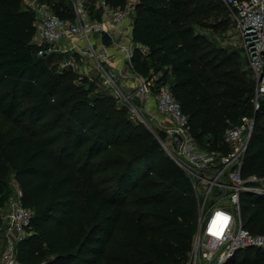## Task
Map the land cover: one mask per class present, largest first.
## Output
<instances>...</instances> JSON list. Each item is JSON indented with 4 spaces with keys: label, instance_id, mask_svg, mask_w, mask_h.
Here are the masks:
<instances>
[{
    "label": "trees",
    "instance_id": "trees-1",
    "mask_svg": "<svg viewBox=\"0 0 264 264\" xmlns=\"http://www.w3.org/2000/svg\"><path fill=\"white\" fill-rule=\"evenodd\" d=\"M39 1L63 19L73 18L62 0ZM106 1L114 8L126 3ZM212 1L139 0L134 66L144 77L162 72L155 88L169 85L191 134L209 151L226 152L227 127L254 117L241 175L264 178V101L254 113L250 71L192 34L190 24L197 22L192 16L215 12ZM16 5L0 0V8ZM33 21L27 14L0 20V115L25 126L28 137L25 168L18 175L30 174L54 188L52 202L39 211L22 190V204L35 217L19 259L51 254L47 264H186L198 215L188 178L170 159L173 167L155 162L164 158L157 137L134 125L124 107L116 109L108 91L90 99L92 84L75 83L76 73L49 67L47 57L37 56L30 43ZM5 150L0 145V175ZM5 203L0 192V209ZM240 214L251 233H264V194L241 193ZM1 229L0 215V235ZM225 264H264V249L238 251Z\"/></svg>",
    "mask_w": 264,
    "mask_h": 264
},
{
    "label": "built area",
    "instance_id": "built-area-1",
    "mask_svg": "<svg viewBox=\"0 0 264 264\" xmlns=\"http://www.w3.org/2000/svg\"><path fill=\"white\" fill-rule=\"evenodd\" d=\"M218 1L229 11L254 81L250 104L255 113L264 101V0ZM93 2L90 9L87 0H71L72 19L59 17L47 3L38 6L30 41L37 56L59 57L54 63L58 69L70 70L79 78L88 77L90 71L98 73L102 88L127 107L130 118L137 115L134 100L145 104L155 99L159 117H152L164 135L157 139L188 178L197 201V228L186 264H225L238 251L264 249V233H251L240 214L241 193L264 194V178L241 175L255 118L243 116L238 125L227 127L226 152L201 147L169 85L155 88L154 76L144 77L135 69L130 19L139 0H126L121 8L106 0ZM34 217L35 210L22 204L19 191L1 217L2 264H20L19 246L32 235Z\"/></svg>",
    "mask_w": 264,
    "mask_h": 264
},
{
    "label": "rangeland",
    "instance_id": "rangeland-1",
    "mask_svg": "<svg viewBox=\"0 0 264 264\" xmlns=\"http://www.w3.org/2000/svg\"><path fill=\"white\" fill-rule=\"evenodd\" d=\"M17 5L10 8H0V20L10 19L17 15L27 14L28 16H32L33 19L36 15V10L38 6H40L43 2L39 0H16ZM87 7L92 9L93 0H87ZM58 1L52 0V3H57ZM62 2L68 6L71 5V0H62ZM45 3V2H44ZM212 3L217 5V10L213 13H204V14H194L195 19H197L196 23H191L190 27L192 28V34L198 35L204 39L206 42V47L210 51H218L219 53L231 56L233 61L239 63V66L247 68V62L244 58V55L240 49L239 42L235 36V30L233 27V23L230 18V14L228 9L222 4L218 3L217 0H213ZM50 6V5H49ZM135 16L131 17L130 23L133 24ZM136 44V43H135ZM139 44H136L138 47ZM140 47V46H139ZM143 51L147 52V48H141ZM207 49V48H206ZM213 53V52H212ZM59 57L52 56L47 57L46 62L49 64V67L57 62ZM165 69V68H163ZM1 73V71H0ZM152 76L159 77L162 72H155V70L151 71ZM76 80L75 83L81 84L86 81L85 87L87 88L89 84L93 85L92 92L89 93L88 97L91 99L95 94H100L102 91H105L102 88L103 79L96 73L95 71H90L88 77L79 78L77 74H75ZM82 79H84L82 81ZM174 76H168V81L173 82ZM130 91H128L129 93ZM155 103V109L148 108V105L142 104L139 100H134L132 103L136 109L137 115L133 116L131 122L134 125H141L144 129L153 133L156 137L163 138L164 135L160 130L158 123L152 116H158V112L156 109V101L153 98ZM28 100H23V102H27ZM121 102H116V109L120 107H124L128 112L126 106L122 105ZM26 104L25 106H28ZM26 123V120H25ZM23 125L15 126L10 122L4 120L0 115V145L5 150L4 155V163L5 170L0 178V192L5 195L6 203L0 209L1 217L6 214L8 211L9 204L16 198L19 191L23 192L24 190L27 195L31 198L29 203L36 211H39L43 207L49 205L54 198V188L51 184L45 183L43 180H39L30 174L24 173V176L20 177L18 175L19 172H22L25 168V154L26 147L25 142L28 137L23 133ZM164 158H157L155 160L156 163H159L160 166H171V157L169 153L163 149ZM170 159V160H169ZM174 162V161H173ZM175 163V162H174ZM174 165L172 164V167ZM253 185H257L259 187H263L261 183H254ZM23 188V189H22ZM1 237V236H0ZM1 244L0 239V246ZM53 255L46 254L43 258L37 259L34 261H28L23 255L21 259H19L20 264H47V261L51 260ZM0 264L1 261V248H0Z\"/></svg>",
    "mask_w": 264,
    "mask_h": 264
},
{
    "label": "crops",
    "instance_id": "crops-1",
    "mask_svg": "<svg viewBox=\"0 0 264 264\" xmlns=\"http://www.w3.org/2000/svg\"><path fill=\"white\" fill-rule=\"evenodd\" d=\"M145 105H148V108H151L152 110L155 109V103H154V100L153 98H150L146 103ZM156 109H157V106H156ZM159 117V116H158ZM161 119V117H160Z\"/></svg>",
    "mask_w": 264,
    "mask_h": 264
}]
</instances>
